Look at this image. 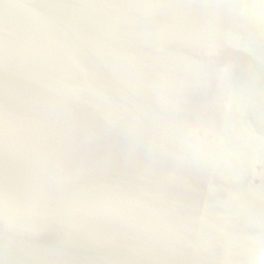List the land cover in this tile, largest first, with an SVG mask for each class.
<instances>
[{
    "label": "water",
    "instance_id": "obj_1",
    "mask_svg": "<svg viewBox=\"0 0 264 264\" xmlns=\"http://www.w3.org/2000/svg\"><path fill=\"white\" fill-rule=\"evenodd\" d=\"M0 264H264V0H0Z\"/></svg>",
    "mask_w": 264,
    "mask_h": 264
}]
</instances>
